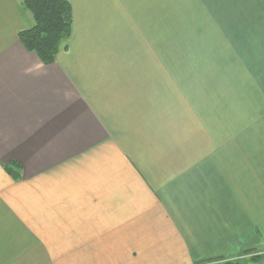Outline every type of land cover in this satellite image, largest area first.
<instances>
[{"label":"crops","instance_id":"crops-1","mask_svg":"<svg viewBox=\"0 0 264 264\" xmlns=\"http://www.w3.org/2000/svg\"><path fill=\"white\" fill-rule=\"evenodd\" d=\"M67 1L44 66L0 0V264L264 250V0Z\"/></svg>","mask_w":264,"mask_h":264},{"label":"trees","instance_id":"trees-1","mask_svg":"<svg viewBox=\"0 0 264 264\" xmlns=\"http://www.w3.org/2000/svg\"><path fill=\"white\" fill-rule=\"evenodd\" d=\"M23 8L32 18V27L19 33L24 50L36 55L44 66L54 64L59 51L65 46L72 31V8L67 0H23ZM5 172L14 180L20 178V166L10 163ZM255 251H245L236 260L215 259L207 264H241ZM258 262L259 259H252Z\"/></svg>","mask_w":264,"mask_h":264},{"label":"rangeland","instance_id":"rangeland-1","mask_svg":"<svg viewBox=\"0 0 264 264\" xmlns=\"http://www.w3.org/2000/svg\"><path fill=\"white\" fill-rule=\"evenodd\" d=\"M257 252L256 254H253L252 256H248L244 259V262L241 264H264V250H252ZM239 257H235L233 258V260H237ZM252 259H259L258 262H252ZM231 260V259H229ZM212 264H216V263H212Z\"/></svg>","mask_w":264,"mask_h":264}]
</instances>
